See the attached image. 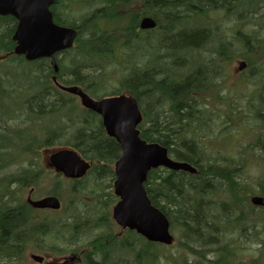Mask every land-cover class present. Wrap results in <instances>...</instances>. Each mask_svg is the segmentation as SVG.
Here are the masks:
<instances>
[{"label": "trees", "instance_id": "16d2710c", "mask_svg": "<svg viewBox=\"0 0 264 264\" xmlns=\"http://www.w3.org/2000/svg\"><path fill=\"white\" fill-rule=\"evenodd\" d=\"M134 1L55 0V22L77 30L73 47L56 54V74L48 58L28 61L14 54L17 20L0 15V64L8 66L0 67V264H30V251L50 256L74 252L82 264H158L161 258L169 264H235V245L226 241V234L247 219L241 209L250 208L248 188L233 170L217 163L220 158L208 151L203 136L212 122L204 117L210 111L208 94L218 92V78L226 76L239 49L228 56L229 16L212 23L209 14L217 8L232 14L237 2L148 0L166 14L159 29L144 32L137 21L143 8L135 10ZM240 9L238 18L244 19L246 7ZM261 22L255 26L258 31ZM21 61L33 64L23 77L11 70ZM54 76L94 97L134 96L144 115L140 136L198 168L197 174L152 169L144 184L152 204L168 216L175 244L148 242L132 231L116 235L113 165L121 146L107 135L101 117L59 89ZM16 92L23 97L13 100ZM5 98L12 100L13 109L2 106ZM232 120L223 118L227 125L220 132L230 129ZM31 126L37 131L32 133ZM255 146L264 148V133ZM59 147L74 148L92 162L86 177L65 179L45 166L48 150ZM8 167L14 171L7 172ZM220 180L226 187L217 193ZM30 191L35 197L57 195L61 210L46 215L34 209L24 199ZM214 193L222 198L213 200ZM20 209L23 218L17 216ZM214 213L219 219H213ZM21 230L24 243L17 247ZM175 247L180 254H172Z\"/></svg>", "mask_w": 264, "mask_h": 264}, {"label": "water", "instance_id": "95a60500", "mask_svg": "<svg viewBox=\"0 0 264 264\" xmlns=\"http://www.w3.org/2000/svg\"><path fill=\"white\" fill-rule=\"evenodd\" d=\"M55 0H0V15H12L17 19L13 35L16 42L14 53L24 55L29 60L50 58L55 74L59 71L55 54L70 49L77 36V30L62 26L54 21L51 6ZM156 23L151 18H144L142 28H153ZM56 81V76L53 78ZM57 83V82H56ZM58 86L80 98L82 105L102 117L103 126L108 136L115 138L121 146V155L116 160L114 193L118 201L113 206L112 216L124 230H136L151 242L170 245L174 236L170 230L168 217L155 207L144 186L148 172L160 166L174 171H187L195 174L198 170L188 162L176 161L168 155V148L148 142L140 136L139 124L143 115L135 97L120 94L92 98L79 86ZM48 166L68 178H81L86 175L91 163L82 158L71 148L53 151L48 158ZM36 208L59 209L61 202L55 195L29 199ZM253 205H264V196H254ZM41 262L42 256L32 254Z\"/></svg>", "mask_w": 264, "mask_h": 264}, {"label": "rangeland", "instance_id": "374dc122", "mask_svg": "<svg viewBox=\"0 0 264 264\" xmlns=\"http://www.w3.org/2000/svg\"><path fill=\"white\" fill-rule=\"evenodd\" d=\"M218 41V40H217ZM211 47H215V44H211ZM8 68L7 63L0 64V67L2 68ZM237 66V65H236ZM33 68V64H29L28 62H20L19 67L11 69L12 72L19 74L20 76H24V74H27L31 69ZM13 73V74H14ZM107 75V74H106ZM104 75L103 77H107ZM12 76V75H11ZM222 78L221 80H223ZM239 79L235 80V78H232L230 80V85L227 88L226 86H223V89L220 91L221 96L226 97V99L233 102L238 103L239 109L241 108L243 110L242 104L245 105L246 101L243 100V96L250 95L251 91L253 90L252 86L249 87H240L239 85ZM111 85L116 86V82H111ZM112 89V88H111ZM219 92L215 94L220 95ZM209 101L211 105L209 104L208 107L211 108L209 113L205 115V118H209L212 120L206 127L207 135L203 136V141L207 145L208 150L212 153H214L215 156H218L220 159L217 161V163L224 164L228 166L231 170L234 171V176L237 180L244 183V180L246 179L247 187L249 189L255 188L258 181L261 179V177L264 175V155L262 157L261 151L257 148H250V151L246 149V144L241 142L238 144V141H242L247 138V136L250 134V124L245 123L244 117H236V126L231 127L230 129L226 130L227 132H220V129L222 127H225L227 124H223L221 121L223 119L222 116H218L217 113H221L223 110L227 111L229 109L228 104H224L227 102L218 101L217 98L213 96L211 93L208 94ZM23 97V93L16 92L14 93L12 99L17 100L19 98ZM216 100V101H215ZM5 104L6 106H9L13 109L12 100L9 98H5V102L2 101V106ZM240 109V110H241ZM246 113L245 111H243ZM225 118V117H224ZM14 121H8V123H11ZM50 125V122H49ZM37 128L35 126H31L29 130L34 133ZM253 129V128H252ZM201 132V131H199ZM253 133V132H252ZM260 133H258V137ZM251 136L248 137L247 143H249ZM251 155L253 157L252 164H248V160H251ZM248 159V160H247ZM262 162V163H261ZM14 167V166H13ZM7 172L14 171L13 168H7ZM219 188L218 192L221 191V189L225 190V183L224 181L220 180L219 182ZM224 190L222 192H224ZM247 190V189H246ZM250 192H248V195ZM222 195L217 194H211L210 198H213V200H219L218 198H222ZM27 194L24 196V199H26ZM246 210V211H244ZM259 208H254V210H251L250 208H244L241 209V216H248L249 222L245 221V223H240L239 227L245 226L247 223H250L251 217H256V213L259 212ZM214 212V211H213ZM49 212H46L45 214H48ZM216 213V211H215ZM214 215L212 216L213 219L216 217V219H219V216ZM263 214V212H262ZM239 213L234 214L233 217H238ZM234 218V219H235ZM212 219V221H214ZM232 219V220H234ZM244 219L242 220V222ZM240 228H235L232 231H228L229 233L226 234V241H230L232 244L235 245V251H234V259L235 264H264V245H263V238L264 235L258 233V231L263 230V225L258 224V226H252L251 224L245 229L242 230ZM227 231V230H226ZM174 235L177 237V235L174 233ZM171 252L172 254L176 255L177 253L180 254V252L177 250V248H172ZM29 252L27 255V261L30 264H39L31 260ZM161 256L162 253L160 254ZM188 258L190 260H193L194 256L190 253L187 254ZM164 257V256H163ZM255 262V263H253ZM158 264H169L166 259L161 258L160 263Z\"/></svg>", "mask_w": 264, "mask_h": 264}, {"label": "flooded vegetation", "instance_id": "af4514ba", "mask_svg": "<svg viewBox=\"0 0 264 264\" xmlns=\"http://www.w3.org/2000/svg\"><path fill=\"white\" fill-rule=\"evenodd\" d=\"M231 0H227L229 3ZM234 1V0H233ZM237 3L234 5L238 10L233 11L232 14L229 12H225L224 16L227 18L229 16V20L227 23V38L230 40L229 45L233 42L237 47H241L240 56L233 55L235 61L238 63L244 62L245 65L240 70L237 68L236 72L244 76V80L241 81L243 86H252L260 89V93L264 99V0H235ZM138 7L143 8V11L140 13L138 21V27L140 30L144 32H150L152 30H157L160 28V21L164 18L161 10L157 9L153 2L148 0H135L134 8L135 10ZM246 7V11H244V19L238 18V14L240 13V8ZM219 8L214 10V12H218ZM221 11V10H220ZM179 13V12H178ZM180 15V14H179ZM144 18H151L155 21L156 26L153 29H142L141 23ZM261 25L263 26V31L254 32L252 30L256 24L261 21ZM239 20V21H238ZM216 20L212 21L217 22ZM162 22V21H161ZM17 216L23 218V210L17 211ZM116 235L120 234L119 226H114ZM21 235H17V247H23V230ZM1 232V230H0ZM2 233V232H1ZM6 244V242H5ZM104 244H108L105 242ZM38 254H42L45 259H43L42 263L39 264H82L81 255L74 252H70L63 256H46V252H39ZM102 259V258H101ZM100 259V260H101ZM95 262L96 260L92 258ZM99 260V261H100Z\"/></svg>", "mask_w": 264, "mask_h": 264}, {"label": "bare ground", "instance_id": "6f19581e", "mask_svg": "<svg viewBox=\"0 0 264 264\" xmlns=\"http://www.w3.org/2000/svg\"><path fill=\"white\" fill-rule=\"evenodd\" d=\"M186 72V71H185ZM179 73V72H178ZM186 74V73H185ZM180 80V79H179ZM154 99V98H153ZM199 110V109H198ZM200 112V111H199ZM234 173V172H233ZM31 224V223H30ZM23 226V225H22ZM20 232V231H19Z\"/></svg>", "mask_w": 264, "mask_h": 264}]
</instances>
